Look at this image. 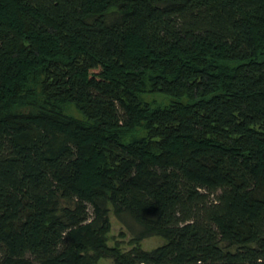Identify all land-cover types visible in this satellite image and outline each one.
<instances>
[{
    "label": "trees",
    "instance_id": "trees-1",
    "mask_svg": "<svg viewBox=\"0 0 264 264\" xmlns=\"http://www.w3.org/2000/svg\"><path fill=\"white\" fill-rule=\"evenodd\" d=\"M100 258L264 264V0H0V264Z\"/></svg>",
    "mask_w": 264,
    "mask_h": 264
},
{
    "label": "rangeland",
    "instance_id": "rangeland-1",
    "mask_svg": "<svg viewBox=\"0 0 264 264\" xmlns=\"http://www.w3.org/2000/svg\"><path fill=\"white\" fill-rule=\"evenodd\" d=\"M115 11L114 8L110 9L106 12L107 16H112L113 12ZM41 77H37L36 80L31 78L32 85H35L38 89V94H40V83H41ZM140 98L142 100L148 101L154 105H161L168 102V97L158 93L153 92L148 89V86H146L140 93ZM59 107L61 108L63 114L66 116H70L76 120H83L84 116L81 114V112L71 103L68 102H61L59 103ZM60 206H63L65 204H69L68 201L64 199H59ZM108 217L110 221V228L106 233V239L107 243L109 245H118L122 251L129 250L132 246H134V243L132 242L133 237V231L132 229L122 220L116 217V215L113 212V209L111 206H109L108 211ZM165 242V239L158 235H152L145 237L139 242V245L145 249L150 250L158 245H161ZM112 260L110 258H100L95 264H112Z\"/></svg>",
    "mask_w": 264,
    "mask_h": 264
}]
</instances>
